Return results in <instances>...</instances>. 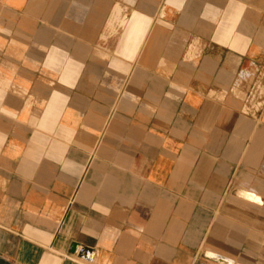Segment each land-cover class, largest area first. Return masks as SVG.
I'll return each instance as SVG.
<instances>
[{"label":"crops","instance_id":"obj_1","mask_svg":"<svg viewBox=\"0 0 264 264\" xmlns=\"http://www.w3.org/2000/svg\"><path fill=\"white\" fill-rule=\"evenodd\" d=\"M0 264H264V0H0Z\"/></svg>","mask_w":264,"mask_h":264},{"label":"water","instance_id":"obj_2","mask_svg":"<svg viewBox=\"0 0 264 264\" xmlns=\"http://www.w3.org/2000/svg\"><path fill=\"white\" fill-rule=\"evenodd\" d=\"M76 248H77V244H74L72 247V250H76ZM88 251H89V249H87V248L83 249L84 254H86Z\"/></svg>","mask_w":264,"mask_h":264}]
</instances>
